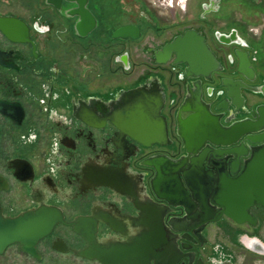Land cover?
<instances>
[{"label":"flooded vegetation","instance_id":"af4514ba","mask_svg":"<svg viewBox=\"0 0 264 264\" xmlns=\"http://www.w3.org/2000/svg\"><path fill=\"white\" fill-rule=\"evenodd\" d=\"M33 1L18 5L16 0H0V15L22 19L29 32L28 41L15 42L0 31V51L5 54L0 60V216L14 218L40 207H55L66 223L56 224L50 234L38 240L36 255L25 252L18 243L5 251L16 246V255L25 254L34 260H42L46 253L89 260L76 254L86 241L68 223L79 217L96 218L97 237L104 242L124 241L129 234L139 232L141 214L135 206L149 198L157 201L144 186L154 171L140 162L161 149H169L157 145L144 149L136 141L112 134L113 120L131 105L127 92L163 91L162 114L170 127L169 139L175 140L171 125L185 81L180 79L181 73L178 66H172V60L159 64L154 52L186 29L197 30L207 43L208 39L218 43L214 33L221 32L216 16L222 9V0H199L197 13L192 11L183 21L165 25H160L140 0ZM262 1L230 3L262 9ZM128 3L139 5L132 7ZM189 4L186 9L192 10L194 6ZM125 25H136L140 36L114 38L113 32ZM145 37L147 42L142 44ZM235 48L233 45L225 51ZM221 52L223 60L216 54L217 59L226 64L224 50ZM250 57L254 73L247 82L260 89L264 73L251 52ZM161 70L178 79L168 80L174 92L171 97L161 86ZM241 91L248 107L264 101L260 95ZM222 99L218 95L216 100ZM245 115L244 111L238 114ZM116 147L123 149V155L117 154ZM137 147L142 148L141 152L136 153ZM112 162L118 164L117 172L128 177V183L123 180V187L112 190L98 188L94 178L97 170L111 168ZM251 211L258 218L256 226L236 224L222 217L201 230L196 227L195 236L180 233L177 243L181 258L177 264H237L232 255L243 249L242 239H261L258 231L264 211L259 206ZM168 216L184 217L185 212L179 206L171 207ZM212 226L231 240L229 252L220 242L213 244L210 240Z\"/></svg>","mask_w":264,"mask_h":264},{"label":"water","instance_id":"95a60500","mask_svg":"<svg viewBox=\"0 0 264 264\" xmlns=\"http://www.w3.org/2000/svg\"><path fill=\"white\" fill-rule=\"evenodd\" d=\"M0 31L15 42L29 40L27 24L14 16L0 15ZM139 36L136 25L121 26L113 32L118 39ZM214 39L224 46H236L229 53L224 50L226 64L217 59L205 37L195 29H186L154 52L159 64L172 60L185 81L171 125L175 140L169 139L170 127L162 114L164 92H127L131 105L113 120L112 134L136 141L144 149L153 145L169 148L140 162L154 171L144 186L157 201L149 198L135 206L140 210L141 230L124 241H100L94 217L69 222L86 241L77 255L101 264H177L181 258L177 243L180 233L195 236L196 227L201 230L222 217L236 224L257 225L251 208L259 206L264 211V101L248 107L241 90L264 98V85L258 89L248 84L254 73L250 52L235 29L215 32ZM4 55L0 51V60ZM218 95L222 101L216 100ZM241 111L247 115L238 116ZM142 148L137 147L136 153ZM116 149L123 155L121 147ZM117 165L112 162L111 168L97 170L94 178L98 188L112 190L123 187V180L128 183V177L117 172ZM177 206L185 216L169 217L171 207ZM60 222L66 223L55 207H40L14 218L0 216V254L18 243L25 252L36 255L38 240ZM245 239L255 245H248ZM242 244L264 255V243L258 237L246 236Z\"/></svg>","mask_w":264,"mask_h":264},{"label":"rangeland","instance_id":"374dc122","mask_svg":"<svg viewBox=\"0 0 264 264\" xmlns=\"http://www.w3.org/2000/svg\"><path fill=\"white\" fill-rule=\"evenodd\" d=\"M27 0H16V2L18 3V5L20 3H24ZM33 1V0H31ZM36 1V0H35ZM115 0H113L114 2ZM142 1L147 8H149L154 14L155 17L158 18L159 20V24L160 25H165V24H170V23H174L176 21H183L184 19H186L187 16H189L192 11H194L193 13H197V11L199 10L198 6H199V0H188V4L190 5V7L192 8L194 6V8H192V10L188 7V10L185 9V11H178V10H165V9H159L157 7H155L154 5L151 4V2L149 0H140ZM230 1L232 0H222V7L226 8L230 3ZM242 2L246 1L249 4V0H240ZM259 2L263 1L261 0H257ZM34 2V1H33ZM116 2V1H115ZM114 2V3H115ZM129 5H131L133 7V5H139V3H135V4H131L128 3ZM120 6V5H119ZM230 6V5H229ZM19 7H17V10ZM248 8V7H247ZM8 9V8H7ZM136 8H134L135 10ZM264 8H260V10H262V21L260 23L254 24V25H250L247 26L245 32L248 35V39H249V43L247 41V48L250 49V52L254 54V56L257 58V56H263L264 55V45H263V39L260 37L261 33H262V29L264 28ZM249 10V9H247ZM234 16L239 17L238 15L241 14V12L239 10H236V12H234ZM189 14V15H188ZM150 36V35H149ZM147 37H145L141 43H146ZM252 43V45L250 44ZM262 43V44H261ZM258 235L260 236V240L264 243V220L262 221V224L259 228L258 231ZM241 247L245 250H247V252H245L246 254L248 253V256L245 257L243 254H239L236 253L235 251L233 252L232 255V260L236 263L241 262V260H247L249 264H264V255L261 254H257L254 253L248 249H246L243 245H241ZM235 249V247L233 248ZM242 249V250H243ZM242 250H240L242 252ZM16 251V246H11L9 247L4 254L0 255V264H13L15 262H20V261H25L27 262V264H99L98 262H93L90 260H85L79 257H76L74 255L71 254H56V253H46L44 255V258L42 260H34L31 259L29 256L25 255V254H19L16 255L15 254ZM239 251V250H238ZM239 251V252H240ZM247 263V262H246Z\"/></svg>","mask_w":264,"mask_h":264},{"label":"crops","instance_id":"0c3cea01","mask_svg":"<svg viewBox=\"0 0 264 264\" xmlns=\"http://www.w3.org/2000/svg\"><path fill=\"white\" fill-rule=\"evenodd\" d=\"M240 1V0H236ZM230 5V6H229ZM226 8L222 7L219 15L216 16L217 19L220 20L219 24V29L221 32L227 33L230 29L235 28L238 32V35L241 36L242 38L245 39L248 43L250 42L248 39V35L246 34L245 30L247 26L254 25L257 23H260L262 21L261 17V12L262 10L259 11L260 8L258 9H249V8H244L242 7V4L233 2V4H229ZM249 9V10H247ZM236 10H239L241 14H239V17L234 16V12ZM260 37L263 39V45H264V28L262 29V33ZM208 43L211 45V48L215 53L218 55L219 60H223L222 52L223 50H228L229 48L231 49V46H224L220 43H216L214 41L210 42L208 39ZM252 45V43H250ZM262 44V43H261ZM264 47V46H263ZM221 48V49H220ZM257 61H258V67L260 68V71L264 73V55L263 56H257ZM165 67V66H161ZM159 78L161 81V86L163 89L167 92L168 95L173 96V88H171V85H169L168 80L171 78L173 81H177L176 75H170L166 71H159ZM209 238L213 242V244L220 242L221 245H223V250H227V246H230L231 240L226 237L225 232H221L218 230L217 227L212 226L209 230ZM229 252V251H228ZM246 250L240 251L239 254H243L245 257L248 256V253ZM247 262V263H246ZM239 264V263H237ZM240 264H249L247 260H241Z\"/></svg>","mask_w":264,"mask_h":264},{"label":"built area","instance_id":"2783aa9c","mask_svg":"<svg viewBox=\"0 0 264 264\" xmlns=\"http://www.w3.org/2000/svg\"><path fill=\"white\" fill-rule=\"evenodd\" d=\"M159 9L185 11L188 0H149Z\"/></svg>","mask_w":264,"mask_h":264},{"label":"bare ground","instance_id":"6f19581e","mask_svg":"<svg viewBox=\"0 0 264 264\" xmlns=\"http://www.w3.org/2000/svg\"><path fill=\"white\" fill-rule=\"evenodd\" d=\"M246 243L250 246H254L255 245V242L254 241H251V240H247Z\"/></svg>","mask_w":264,"mask_h":264}]
</instances>
